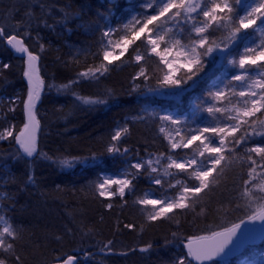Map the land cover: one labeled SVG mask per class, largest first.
Returning a JSON list of instances; mask_svg holds the SVG:
<instances>
[{
    "label": "snow or ice",
    "instance_id": "6c2138e0",
    "mask_svg": "<svg viewBox=\"0 0 264 264\" xmlns=\"http://www.w3.org/2000/svg\"><path fill=\"white\" fill-rule=\"evenodd\" d=\"M24 15L17 20L15 9L0 17V42L24 63L23 78L27 92L9 98V112L23 104L24 123L17 129L14 123L0 125V141L14 144L10 153L13 163L24 166V180L20 191L35 186V169L39 163L71 166L68 159H59L39 147L40 121L37 104L41 100L44 79L39 61L46 47L39 34L43 27L57 35L72 32L69 25L79 20L77 29L91 38L83 47L69 45L70 59L65 64L79 67L75 76L58 86L57 90H71L76 101L87 105L119 106L120 93L105 88L102 94L81 95L75 91L82 83L100 84L116 70L132 67L126 95L169 97L176 104L160 108L141 107L135 115L111 129L101 152H92V163L98 169L88 182L93 198L108 209L113 201L137 209L142 223L139 230L164 222L182 227L178 217L196 213L197 206L210 204L211 196L223 184L232 194L227 201H218L217 212H240L239 222L209 225L191 234L172 231L162 237L161 249L182 248L170 258V264H218L219 259L235 254L246 243L257 238L264 240V0H102L94 9V18L85 19L93 11L91 4H82L70 11L71 4L57 8L47 0H28ZM39 7L37 13L35 8ZM103 9V10H102ZM59 11V17L56 16ZM49 18L52 22L49 23ZM3 20L12 21L10 24ZM39 43V52L31 50L27 40ZM83 57L81 61L78 57ZM90 61V62H89ZM11 67L0 61V80L7 83L4 70ZM201 90L200 94H195ZM187 100V108L183 105ZM6 120V116L4 117ZM144 124L155 129V144L159 139L163 150L148 151L145 156L127 145L131 125ZM108 155L114 168H105ZM0 152V212L4 201L15 193L3 190L16 184L19 177ZM81 159L80 157H74ZM83 159H88L87 157ZM232 173L233 179L227 180ZM145 178L148 185L139 187ZM197 216L207 213L202 207ZM260 221L259 230L255 222ZM120 222L117 221V230ZM247 226V227H246ZM124 228L135 230V223ZM216 227L219 230L213 231ZM80 234L81 242L96 235L94 227L84 223L65 227L55 236L60 243L65 236ZM25 235L7 213L0 214V264H26ZM114 240L103 243L100 252L114 251ZM40 247L39 244L36 245ZM153 242L139 249L150 253ZM58 253L44 264H81L79 253L89 258L90 250L79 248L77 254ZM127 254V253H123ZM258 261L245 264H264V252Z\"/></svg>",
    "mask_w": 264,
    "mask_h": 264
},
{
    "label": "trees",
    "instance_id": "16d2710c",
    "mask_svg": "<svg viewBox=\"0 0 264 264\" xmlns=\"http://www.w3.org/2000/svg\"><path fill=\"white\" fill-rule=\"evenodd\" d=\"M48 3L55 4L57 8H65L71 4L70 11L79 10L82 4H91L93 11L85 19L94 18V9L99 7L102 0H47ZM28 0H0V17L9 14L10 9H15L16 19L19 20L26 11L25 5ZM103 10V9H102ZM39 13V7L35 8ZM60 13L56 10V16ZM12 21L3 20V23L10 24ZM52 20L49 18V23ZM79 20L73 21L69 27L72 32H65L57 35L44 29H40L39 34L44 37L41 41L46 47L41 54L39 61L40 75L44 79V89L41 102L37 105V119L40 121V131L38 133L39 147L49 154L55 153L59 159H68L71 166H61L59 163L52 164L49 161L39 163L35 169L37 183L35 186L29 185L26 190L20 191V186L24 180V166L20 163H13L10 153L14 150V144L7 141H0V152L8 157L7 163L12 166V171L19 177L16 184H8L3 190L15 193L10 201H4L3 212L7 213L13 222L22 227L25 235L24 254L27 256L26 264H44V261L58 253H53L52 249H58L59 253L69 255L77 254L76 250L84 248L94 253L92 257L86 258L83 253H79L81 264H170V258L174 254L183 251L182 248L161 249L162 237L170 235L172 231H179L182 235L191 234L201 229H206L209 225H224L239 222L238 218L243 216L240 212H217L218 201H227L232 195L222 184L220 188L211 196L210 204L200 205L196 208V213H200L203 207L207 213L197 216L191 213L178 217L182 227L178 230L173 222H164L152 225L144 231L139 230L142 219L137 209L131 207L133 197H128L129 206L121 208V201L114 200V207L108 209L99 200L93 198L88 189V182L94 179L98 169L92 163L91 153L101 152L103 143L109 138L111 129L117 122H123L125 117L135 115L142 107L146 96L139 94L126 95L127 81L129 74L136 69L126 67L123 70H116L112 75L102 80L100 84L82 83L75 91L81 95L102 94L105 88H114L120 93L121 103L119 106L109 105H87L76 101L71 90L58 91L59 85L66 83L75 76L79 67L75 64H65L64 61L70 59L69 45L78 47L84 46V41L90 40L83 29H77ZM36 32H32L33 39L27 40L31 50L39 52V43L35 39ZM81 61L83 57H78ZM0 61L9 63L11 67L4 70L7 83L0 80V91L7 97H12L16 89L20 90V98L23 99L26 91V80L23 78V60L19 56L13 55L11 50L0 42ZM90 62V61H89ZM197 90L195 94H200ZM22 101V100H21ZM169 102H172L170 100ZM184 100V107L187 106ZM8 116H10L8 114ZM19 123H22V103H20L17 115ZM0 125L7 126V119L0 118ZM132 135L126 141L133 152L139 150L141 155L148 151L163 150V145L159 139L155 144L153 138L156 136L155 129L144 124L131 125ZM80 157L81 159H73ZM87 157L88 159H83ZM101 161H106L105 168H114L113 158L108 155L100 157ZM232 173L227 177L228 181L233 179ZM148 181L141 178L139 187L145 188ZM117 221L120 222L117 230ZM84 223L88 227H94L96 235L85 238L81 242L80 234L75 237L65 236L60 243L55 241V236L61 235L65 227H76ZM126 223H135L137 228L129 230L123 227ZM213 231L219 230L216 227ZM114 240V251L112 253L100 252L99 249L107 240ZM149 242H153V250L150 253H141L139 249ZM40 247L37 248L36 245ZM264 245V241L257 247ZM255 247H246L243 254H248ZM123 253H127L126 255ZM234 259L219 260L218 264H232Z\"/></svg>",
    "mask_w": 264,
    "mask_h": 264
},
{
    "label": "rangeland",
    "instance_id": "374dc122",
    "mask_svg": "<svg viewBox=\"0 0 264 264\" xmlns=\"http://www.w3.org/2000/svg\"><path fill=\"white\" fill-rule=\"evenodd\" d=\"M121 2L126 4V0H121ZM23 70H24V68H23ZM26 92H27V87H26V91H24V93H23V95H24L23 99L26 96ZM17 93L20 94L19 89H16L14 91V95H16ZM14 95H12V96H14ZM9 98H11V97H7V95L4 92L0 91V118L4 119V117L6 116L7 124L9 122L14 123L16 125L17 129H19L20 127H22V125L24 123L23 104H22V123L20 124L18 117L16 116L17 111L19 110V107H20V103H18L16 105V111L14 113L9 112L8 111V108L10 107V105L8 104ZM146 98L147 99H146V101L144 100L142 107L160 108L162 106H168L170 104H176L177 103V101H175L169 97L152 96L151 94H147ZM20 99L23 100L22 98H20ZM170 100H172V102H169ZM185 108H187V106ZM8 114L10 116H8ZM0 214H4V212H0ZM261 252H264V245L261 247H255L254 249H251L248 254H242V255L236 257L232 264H245V262L258 261L260 258L259 254Z\"/></svg>",
    "mask_w": 264,
    "mask_h": 264
},
{
    "label": "water",
    "instance_id": "95a60500",
    "mask_svg": "<svg viewBox=\"0 0 264 264\" xmlns=\"http://www.w3.org/2000/svg\"><path fill=\"white\" fill-rule=\"evenodd\" d=\"M12 52H13V54L14 55H16V56H22V54H20V53H15L13 50H11ZM41 97H42V93H41ZM41 102V100L38 102V104ZM37 104V105H38ZM262 222H260V221H256L255 222V226H256V228H257V230H259V227H260V224H261ZM247 227V226H246ZM263 240H261V239H256L254 242H252V243H246L239 251H237L235 254H231V255H227V256H225V257H223L222 259H219V260H224V259H231V258H235V257H237V256H239V255H241L242 253H243V251H244V248L245 247H247V246H255V245H259L261 242H262Z\"/></svg>",
    "mask_w": 264,
    "mask_h": 264
},
{
    "label": "flooded vegetation",
    "instance_id": "af4514ba",
    "mask_svg": "<svg viewBox=\"0 0 264 264\" xmlns=\"http://www.w3.org/2000/svg\"><path fill=\"white\" fill-rule=\"evenodd\" d=\"M10 49V48H9Z\"/></svg>",
    "mask_w": 264,
    "mask_h": 264
}]
</instances>
